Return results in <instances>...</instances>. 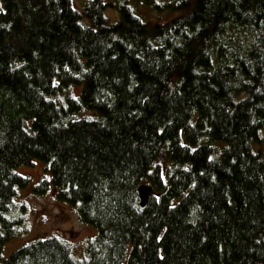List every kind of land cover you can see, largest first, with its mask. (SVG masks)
Wrapping results in <instances>:
<instances>
[{
	"label": "trees",
	"instance_id": "trees-1",
	"mask_svg": "<svg viewBox=\"0 0 264 264\" xmlns=\"http://www.w3.org/2000/svg\"><path fill=\"white\" fill-rule=\"evenodd\" d=\"M162 2L0 0V264H264V0ZM33 161L83 258L4 255Z\"/></svg>",
	"mask_w": 264,
	"mask_h": 264
},
{
	"label": "rangeland",
	"instance_id": "rangeland-1",
	"mask_svg": "<svg viewBox=\"0 0 264 264\" xmlns=\"http://www.w3.org/2000/svg\"><path fill=\"white\" fill-rule=\"evenodd\" d=\"M163 1L162 3H165L166 0ZM73 2L77 6L81 5L78 4L80 0H73ZM108 10H106V14L113 13V19L117 18L116 12ZM169 12L168 9L161 11L156 9L154 17L167 16ZM140 13L145 16L154 14L151 10H144ZM257 148L261 149L264 156V132L263 140L260 145H257ZM262 159L264 160V157ZM34 162L30 166L17 169L18 174L29 180L26 187L18 190L16 196V202L26 207V216L19 234L5 245L4 255L32 240L56 236L69 244L75 258L81 259L85 254L86 242L95 235V231L81 222L74 208L60 202L53 191L36 188L42 182L49 183L51 175L42 162Z\"/></svg>",
	"mask_w": 264,
	"mask_h": 264
},
{
	"label": "water",
	"instance_id": "water-1",
	"mask_svg": "<svg viewBox=\"0 0 264 264\" xmlns=\"http://www.w3.org/2000/svg\"><path fill=\"white\" fill-rule=\"evenodd\" d=\"M138 199H139V207L140 209H144L147 205L148 199L151 194V187L148 185H141L137 190Z\"/></svg>",
	"mask_w": 264,
	"mask_h": 264
},
{
	"label": "bare ground",
	"instance_id": "bare-ground-1",
	"mask_svg": "<svg viewBox=\"0 0 264 264\" xmlns=\"http://www.w3.org/2000/svg\"><path fill=\"white\" fill-rule=\"evenodd\" d=\"M33 163H35V162L33 161ZM33 163H32V164H33ZM29 166H30V165H29ZM22 167H27V166H22ZM19 168H21V167H19ZM16 172H17V169H16Z\"/></svg>",
	"mask_w": 264,
	"mask_h": 264
}]
</instances>
